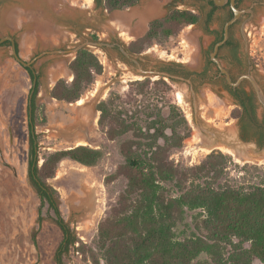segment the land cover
Segmentation results:
<instances>
[{"label": "rangeland", "instance_id": "rangeland-1", "mask_svg": "<svg viewBox=\"0 0 264 264\" xmlns=\"http://www.w3.org/2000/svg\"><path fill=\"white\" fill-rule=\"evenodd\" d=\"M32 1L34 6L28 8L36 6L41 11L39 14L44 12L50 15L48 18L53 16L54 21L50 18L53 23L47 28L43 26L40 35L35 36V29L41 21H27L24 17L21 21H12L19 10L27 9L24 5L31 0H0V37L12 36L18 44L20 57L26 61L34 59V68L39 73L35 118L38 165L41 166L45 157L54 151L79 145L103 153L92 166L64 158L54 176L46 179L47 184L56 190L60 212L76 236V242L65 256L67 264H105L97 247L98 224L110 213L126 187L125 177L116 175V172L124 162L120 145L131 137V133L114 140L107 137L106 126L99 123L98 104L102 100L113 97L120 108L127 111L125 117L142 126L146 119L154 118L158 110L166 116L175 106L189 128V135L181 146L170 152L169 159L175 165L190 167L199 164L210 152L221 151L231 157L225 168L228 178L256 181L264 172V159L257 164L249 162L262 166L263 170H244L241 166L245 163L224 150L214 148L205 152L199 148L195 141L194 108L187 86L168 78L164 79L168 87L156 84L157 75L151 76L148 85L141 88L136 82H142L146 77L108 47L87 46L97 55L103 72L77 101L65 102L51 96V89L58 79L71 81L73 78L69 63L75 53L70 49L85 40L106 43L113 40L126 45L146 31L149 21L167 12L168 0H139L135 6L113 11L94 0ZM178 7L203 13L208 10L205 1L186 6L178 4ZM151 8L150 15L141 17L144 9ZM239 9L242 16L232 31L244 44L246 71L255 77L264 94V0H241ZM225 14L226 10H217L216 17H220L217 21ZM126 33L134 37H127ZM197 35H200L199 25L186 26L174 36L154 40L145 46L144 50L149 51L140 55L141 61L151 66L156 58L188 59L194 53L192 39ZM30 87V75L14 59L10 45L0 44V264H55L54 252L62 238L47 204L41 208L39 225L40 201L28 180ZM196 91L200 92L195 106L199 120L217 127L237 121L230 102L217 100L209 89L204 92V86H198ZM181 93L184 101L178 98ZM256 113L259 121L264 120V109L259 103ZM183 132L180 129V133ZM195 212L187 211L184 220L177 224L175 231L179 239L195 231ZM256 264L260 263L256 261Z\"/></svg>", "mask_w": 264, "mask_h": 264}, {"label": "trees", "instance_id": "trees-1", "mask_svg": "<svg viewBox=\"0 0 264 264\" xmlns=\"http://www.w3.org/2000/svg\"><path fill=\"white\" fill-rule=\"evenodd\" d=\"M108 11L133 6L137 0H98ZM213 4V1H210ZM215 7L211 10L212 14ZM198 14L187 9H174L150 23L147 32L131 41L130 49L136 53L145 46L176 35L184 26L195 23ZM2 44L10 45L7 40ZM18 51V44L15 41ZM71 81L58 79L51 89V96L65 102L77 101L103 72L96 54L89 49L78 50L69 63ZM31 78L28 96V180L40 201L47 204L53 219L62 232L55 252V264H67L66 254L76 242V236L63 218L56 190L46 179L54 176L59 162L72 159L83 165H95L103 153L99 149L79 145L57 150L38 165V143L35 132L36 96L39 92V73L27 69ZM146 78L136 82L147 86ZM156 84L166 87L164 79ZM143 89H141L142 91ZM113 97L98 104L99 123L106 126L110 140L131 133L120 145L124 162L116 175L126 179V187L116 205L98 224L97 247L105 264H264V172L256 181L234 180L225 168L231 157L221 151H212L199 163L190 167L175 165L170 152L181 146L189 135L185 117L172 106L164 116L155 112L145 125L125 117ZM246 107L241 130L245 138H254L264 144V120L259 121L253 105ZM31 107V113L29 112ZM120 108V109H119ZM238 115V110L233 111ZM183 129V134L180 133ZM237 165V164H236ZM263 170L262 166L245 163L241 169ZM193 214L195 231L179 239L175 228ZM204 255V257H202Z\"/></svg>", "mask_w": 264, "mask_h": 264}, {"label": "flooded vegetation", "instance_id": "flooded-vegetation-1", "mask_svg": "<svg viewBox=\"0 0 264 264\" xmlns=\"http://www.w3.org/2000/svg\"><path fill=\"white\" fill-rule=\"evenodd\" d=\"M94 1L104 7L103 3L101 4L98 0ZM196 1H205L208 6V10L203 13L186 7H178V4L186 6L187 4ZM210 1H213L212 5L210 4ZM240 1L241 0H235L236 7L238 8ZM138 2L139 0H137V3ZM166 7L167 12L163 16L153 18L149 21L147 23L146 31L134 40L142 37L147 32L152 21L165 17L169 11L174 9H187L198 14L199 18L195 23H191L186 26H200V35H197L194 39H192L194 44V53L190 58H177L173 60H171V58H156L154 59L153 65L148 66L141 61L140 55L149 50L143 49L142 51L136 53L130 49L131 41L128 42V44L123 45L112 40L108 43V45L102 46V48L108 47L111 50H115L124 59H127L135 67L139 74L146 78L158 75V79H165L167 77L160 75V73H166L169 75V80L185 84L191 97L192 107L193 104L196 106V103H198L197 101L200 92L196 91L197 87L204 86V92L209 89L216 96L217 100L226 103L230 102L233 109L238 110V115L235 116V118L237 119V123L241 130V121L245 118L246 107L248 106L250 108L249 104L251 103L256 112L258 104L256 93L248 79L244 78L237 85H232L227 79L228 74L230 80L234 83L241 75L249 74L245 69L246 54L243 48L244 44L240 39L235 37L232 31L233 27L239 22L242 13L240 17L229 26L226 40L223 41V43H221L214 52L216 44L224 39L225 23L233 17V11L230 7L229 0L225 1L222 5L215 4L214 0H168ZM214 7L215 9L212 14L209 15ZM220 9L226 10V14L222 17V19L217 21L220 17H216V12ZM214 22H216V25H214ZM178 44L180 45V41H178ZM147 48H149V46ZM179 51L182 53L181 49H179ZM127 53L129 56L126 55ZM130 57H133L134 59H131ZM32 66L36 71L34 63H32ZM222 68L226 70L227 74L222 71ZM25 69L27 70L28 68ZM202 95L204 96V93H202ZM204 98L208 103L209 98L207 93H205Z\"/></svg>", "mask_w": 264, "mask_h": 264}, {"label": "water", "instance_id": "water-1", "mask_svg": "<svg viewBox=\"0 0 264 264\" xmlns=\"http://www.w3.org/2000/svg\"><path fill=\"white\" fill-rule=\"evenodd\" d=\"M227 0H214L215 4L217 5H222L225 3ZM230 1V7L233 11V17L228 20L225 25H224V39L217 43L215 46L214 52L217 50L218 46L223 43V41L226 40L228 36V29L229 26L234 23L241 15L242 10L236 7V2L235 0H229ZM10 41L11 42V50H12V55L14 59L24 68H28L31 72L34 74V79H33V84H35L36 81V76H35V70L33 69L32 63L34 59H31L30 61L23 60L20 57L19 51L16 49L15 45V39L10 36L6 35L3 37H0V44H2L5 41ZM93 45V46H99L102 47L104 45H108V43H105L103 41H92V40H85L83 43L78 44L74 48L70 49L69 51L76 53L80 49H87V46ZM62 52V51H61ZM214 54V53H213ZM212 54V55H213ZM129 56V54H126ZM131 59H134L133 57H130ZM222 71L226 72L225 69L222 68ZM160 75H163L167 78H169V75L166 73H160ZM244 78L248 79L252 86L253 89L256 93V97L258 100V103L263 107L264 109V94L261 89V86L258 84L257 80L252 74H244L239 77V79L236 82H232L227 74V79L232 85H237L241 80ZM31 96V94H29ZM194 107V118H195V124L198 128H200L201 132L203 135H206L209 139H211L213 144H222L225 145L226 147L230 148L232 151L236 152L239 154L240 157H242L241 160L243 159H248L244 160L242 162L244 163H255L257 164L260 159H264V144H259L256 139L254 138H245L243 134L241 133L240 127L237 123V121L223 126L224 128L219 129L216 126H213L209 123H206L202 120H199L197 115H196V110H195V104H193ZM29 112L31 113V107H29ZM214 150V149H213ZM212 151V150H211Z\"/></svg>", "mask_w": 264, "mask_h": 264}, {"label": "bare ground", "instance_id": "bare-ground-1", "mask_svg": "<svg viewBox=\"0 0 264 264\" xmlns=\"http://www.w3.org/2000/svg\"><path fill=\"white\" fill-rule=\"evenodd\" d=\"M34 3L35 2H33L32 0H31V2L30 3H28V4H26V5H24V7L25 8H27V9H25V10H19L17 13H18V15H16V17L14 16V20L12 19V21H15V22H18L19 20L21 21L22 20V18L24 17V18H26L27 19V21L28 20H36V21H41L44 25H42V23H38L39 25H38V27H37V29H35V33H34V35L35 36H37L38 35V33H39V35H40V32L42 31V29H43V26H45V28H47L48 27V25H50L51 23H53V22H51V20H53L54 21V17L53 16H51L50 18H51V20H50V18H48L47 16H50L49 14L48 15H46L47 13H44L43 11V13L41 14H39V12H41L40 10H37V7L35 6V7H32V8H28L29 6H34ZM53 5V4H52ZM36 8V9H35ZM37 11V12H35V10ZM153 12V10H152V8L151 9H144V11L142 12V13H140V15H141V17H146V16H148V15H150L151 13ZM63 14V13H62ZM65 15H68L67 13H65ZM64 17V16H63ZM61 18V17H60ZM55 19H57V18H55ZM62 19V18H61ZM66 20V19H65ZM123 20V19H122ZM121 20V21H122ZM32 22V21H31ZM29 23V22H28ZM34 24V23H33ZM26 25V24H25ZM34 25H36V24H34ZM42 28V29H41ZM40 29H41V31H40ZM139 30H137L136 31V33L138 32ZM129 32V31H128ZM132 32V31H131ZM136 33L135 34H133V35H136ZM125 34V33H124ZM126 36L127 37H131V38H133L134 36H132V34H129V33H126ZM50 77H52V76H50ZM97 94V93H96ZM178 98L180 99V101H184L185 100V97H184V95H182V93L181 94H178ZM79 102H81V101H79ZM217 127V126H216ZM219 129H222V128H224L223 127V125H221V126H219L218 127ZM196 132H195V141L196 142H198L199 143V148H201L202 150H204L205 152H208V151H210V150H212V149H214V148H217V149H221V150H224V151H226V152H228V153H230L231 155H233L234 156V158L236 159V160H238V161H246V160H248V159H243V160H241L242 159V157H240L239 156V154H237L236 152H234V151H232L230 148H228V147H226L225 145H222V144H213L212 143V141H211V139H209L206 135H203L202 134V132H201V130H200V128H198L197 126H196Z\"/></svg>", "mask_w": 264, "mask_h": 264}]
</instances>
